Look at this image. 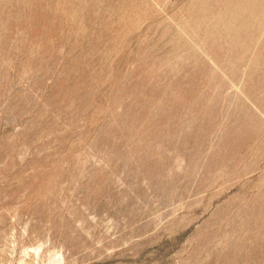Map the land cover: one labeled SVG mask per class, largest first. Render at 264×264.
<instances>
[{
  "label": "rangeland",
  "instance_id": "374dc122",
  "mask_svg": "<svg viewBox=\"0 0 264 264\" xmlns=\"http://www.w3.org/2000/svg\"><path fill=\"white\" fill-rule=\"evenodd\" d=\"M0 264H264V0H0Z\"/></svg>",
  "mask_w": 264,
  "mask_h": 264
}]
</instances>
